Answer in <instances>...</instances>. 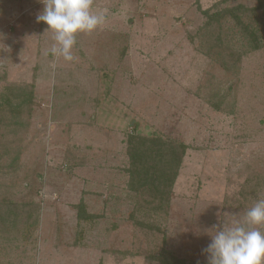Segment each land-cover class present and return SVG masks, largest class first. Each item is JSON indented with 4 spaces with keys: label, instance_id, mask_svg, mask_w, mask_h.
I'll list each match as a JSON object with an SVG mask.
<instances>
[{
    "label": "rangeland",
    "instance_id": "rangeland-1",
    "mask_svg": "<svg viewBox=\"0 0 264 264\" xmlns=\"http://www.w3.org/2000/svg\"><path fill=\"white\" fill-rule=\"evenodd\" d=\"M260 1L95 0L106 21L66 61L49 51L40 0H0V97L21 109L2 128L0 264H161L145 255L163 247L208 264L211 233L264 195V20L258 49L230 17L215 55L197 32L202 10L247 15ZM130 134L188 144L164 232L136 224L147 217L127 184ZM81 200L94 216L82 222Z\"/></svg>",
    "mask_w": 264,
    "mask_h": 264
},
{
    "label": "trees",
    "instance_id": "trees-1",
    "mask_svg": "<svg viewBox=\"0 0 264 264\" xmlns=\"http://www.w3.org/2000/svg\"><path fill=\"white\" fill-rule=\"evenodd\" d=\"M259 7L262 8L261 15L257 12ZM202 11L206 20L197 35L203 42L206 41V44L203 45L206 47L208 55H215L221 52L222 47H227L222 32L224 31L223 21L229 17L239 26L244 41L251 49H258L261 46V38L256 24L264 20L263 2L260 1L256 7L248 10L250 13L247 15L246 10L239 6L218 9L213 13H210L211 10ZM246 16L249 17V21L242 20ZM3 100L4 102L2 98L0 99V133H2L0 134V156L9 151L7 145L10 147V142L2 139L4 138L2 128L9 126L8 119H11V116L15 117L21 112L20 107L16 104L13 107L10 95H6ZM213 106L218 110L224 109L218 102H214ZM4 141L6 147L3 146ZM126 142L127 154L129 155L128 188L137 195L140 212L144 217H147L144 220L136 218V224L157 233L164 232L157 224L158 219L156 220V218L166 215L168 212L174 186L187 154L188 144L174 139L139 134L128 135ZM3 147H5V150H3ZM75 207L79 221H87L94 217L92 214L87 213L84 200H81ZM26 213L25 211L23 219L28 229L33 224H37L38 218H33L34 212L32 210L29 214L25 215ZM163 241L165 243V239ZM145 257L150 261L161 264H185L183 259L178 258L165 247L159 251L149 252Z\"/></svg>",
    "mask_w": 264,
    "mask_h": 264
},
{
    "label": "clouds",
    "instance_id": "clouds-1",
    "mask_svg": "<svg viewBox=\"0 0 264 264\" xmlns=\"http://www.w3.org/2000/svg\"><path fill=\"white\" fill-rule=\"evenodd\" d=\"M44 5L37 22H45L54 43L49 51L53 57L73 61L77 36L91 34L106 21L107 9L95 11V0H40ZM47 54V53H46ZM55 68L56 64L53 63ZM264 195L243 217L223 224L211 233V243L203 250L208 264H264Z\"/></svg>",
    "mask_w": 264,
    "mask_h": 264
}]
</instances>
